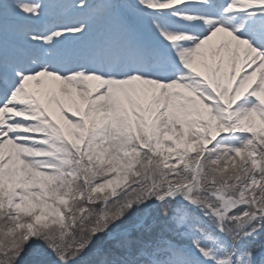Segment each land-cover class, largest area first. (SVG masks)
<instances>
[{"label":"snow or ice","instance_id":"1","mask_svg":"<svg viewBox=\"0 0 264 264\" xmlns=\"http://www.w3.org/2000/svg\"><path fill=\"white\" fill-rule=\"evenodd\" d=\"M0 264H264V0H0Z\"/></svg>","mask_w":264,"mask_h":264}]
</instances>
